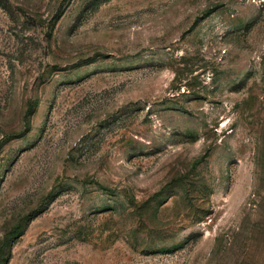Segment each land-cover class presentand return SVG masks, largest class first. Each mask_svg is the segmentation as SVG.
Segmentation results:
<instances>
[{"label":"rangeland","instance_id":"1","mask_svg":"<svg viewBox=\"0 0 264 264\" xmlns=\"http://www.w3.org/2000/svg\"><path fill=\"white\" fill-rule=\"evenodd\" d=\"M0 264H264V0H0Z\"/></svg>","mask_w":264,"mask_h":264}]
</instances>
